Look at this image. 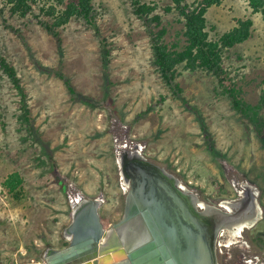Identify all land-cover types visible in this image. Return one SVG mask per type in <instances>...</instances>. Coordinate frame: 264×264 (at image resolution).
<instances>
[{"label": "rangeland", "instance_id": "1", "mask_svg": "<svg viewBox=\"0 0 264 264\" xmlns=\"http://www.w3.org/2000/svg\"><path fill=\"white\" fill-rule=\"evenodd\" d=\"M156 1L162 6L171 2ZM93 2L102 11L98 22L102 33L115 45L110 63L113 84L108 94L98 39L82 20L72 19L62 27L60 53L55 40L32 15L18 18L5 10L7 22L0 15V55L10 60L22 77L35 127L30 137L18 119L20 94L7 76L2 77L0 264H47L48 249L62 247L73 210L82 197L100 199L99 214L106 229L118 222L135 178L138 175L142 180L150 168L141 161L166 168L196 198L210 205L220 202L221 206L251 193L258 199V211L264 209V144L254 132L248 138L230 99L216 95L214 76L184 69L179 76L184 95L200 109L213 134L211 145L205 142L195 110L172 95L138 117L161 93L168 94L152 64L149 34L142 19L134 14L131 0ZM173 16L166 14V18ZM239 16L253 17V33L231 48L224 65L248 91L246 98L257 103L264 88L259 84L264 76L263 14L252 12L247 0H223L207 12L209 24L217 25L210 31L211 37L231 28ZM5 23L21 27L28 47ZM33 56L45 65L57 67L62 63L63 72L78 89L92 95V101L72 100L63 80L40 70ZM155 170L149 176L154 177ZM15 171L23 183L14 193L3 182ZM255 220L251 218L253 223ZM233 223L227 226L231 229L226 235L222 228L215 237V264H264V245L262 250L255 249L249 240L257 231L264 233V219L244 232L249 220L241 232ZM137 224L131 216L122 227L124 235L133 241L142 236Z\"/></svg>", "mask_w": 264, "mask_h": 264}, {"label": "trees", "instance_id": "2", "mask_svg": "<svg viewBox=\"0 0 264 264\" xmlns=\"http://www.w3.org/2000/svg\"><path fill=\"white\" fill-rule=\"evenodd\" d=\"M252 12H261L264 17V0H247ZM223 0H171L170 3L161 5L156 0H131L135 15L142 19L149 34L152 48V64L159 73L163 84L168 89V94L161 93L138 117L147 115L157 105L164 103L169 95L181 99L191 109L195 110L200 120L201 129L205 135V142L211 145L214 140L212 132L204 119V115L196 105H192L184 95V87L179 80L182 69L190 72L201 70L205 74L214 76L215 91L217 96H226L230 99L231 108L242 119L248 138L251 133L264 144V88L257 103L250 102L246 95L248 91L229 74L224 65L226 57L231 55V48L244 42L252 36L254 19L252 16H239L235 18V24L211 37L210 31L216 30V24H209L207 12L213 5H220ZM162 11H159V9ZM7 10L10 16L25 18L32 15L39 24L55 40L58 50L63 53L62 27L72 19L82 20L86 28L93 29L98 39L99 57L103 75V85L106 94L109 93L113 80L110 74L112 52L115 47L110 36L102 33L99 26V17L102 11L94 4L93 0H0V15L4 22L8 18L4 16ZM166 14H173V18H166ZM182 24V26H178ZM13 30L22 42L28 47L27 37L22 33L21 27L5 23ZM241 58V54L237 53ZM35 65L42 71L55 74L60 77L74 101L90 102L93 96L82 92L73 83L68 74L63 72L62 63L59 66L43 64L33 56ZM7 76L20 94V111L18 119L27 128V133L33 137L35 127L31 110L27 102V93L22 84V77L18 74L16 66L5 56L0 55V79ZM264 85V76L259 80ZM6 122L3 121V125ZM23 178L18 172L9 174L3 185L11 192L19 191ZM258 243L263 246V238L256 236Z\"/></svg>", "mask_w": 264, "mask_h": 264}, {"label": "water", "instance_id": "3", "mask_svg": "<svg viewBox=\"0 0 264 264\" xmlns=\"http://www.w3.org/2000/svg\"><path fill=\"white\" fill-rule=\"evenodd\" d=\"M141 164L150 168L142 180L135 178L127 192L123 217L106 229L99 214L100 199L82 197L68 231L70 244L48 251L47 264H215V237L231 226L233 215L213 214L216 210L210 204L202 201L209 206L206 209L195 195L182 188L179 193L163 167L149 161ZM153 170L157 174L149 176ZM187 196H192V210ZM131 216L142 233L136 241L122 232Z\"/></svg>", "mask_w": 264, "mask_h": 264}, {"label": "flooded vegetation", "instance_id": "4", "mask_svg": "<svg viewBox=\"0 0 264 264\" xmlns=\"http://www.w3.org/2000/svg\"><path fill=\"white\" fill-rule=\"evenodd\" d=\"M165 172L167 173L168 177L174 181V187L176 188V190L179 193H182V190L179 189V188H182L186 192H188L189 195H194V194H192L189 191V189L187 187L185 188V186L180 185V183H178V181L176 180V179H178L177 177H175L174 175L170 174L167 170ZM252 196H253V194L247 193L246 195H243V196L238 195V197H236V198H234L232 200H228V201L234 203L232 205V208H228V209L226 207L220 206V202L218 203V205H211L213 208H216V209H213V210H216V211L213 212V214L214 213L217 214L218 212H219L218 214H225V215L231 214V215H233V220L236 221V222H240V221H243V220H246V222H247L249 220V224L250 225L245 226V228L243 230V232H244L250 226L254 225L257 222L258 219H260V218L261 219L262 218L264 219V209L262 211H260L261 212V215L259 216L258 215V212H259L258 211V205H257L258 199H257V197L254 199V197H252ZM186 200L188 201L187 203H188L190 209L192 210V208H193L192 196L191 197L189 196V198L187 196L186 197ZM253 201L255 202V204L253 203ZM228 212H230V213H228ZM253 217H256V220H255L254 223L251 221V218H253ZM223 229H224V234L226 235L227 232H228V230H230L231 228L228 229L227 227H224ZM242 233L241 234H238V235H242ZM259 235H261V237L263 238V242H264V233L263 232H259V231H257L255 234H253V236H249V240H250V244L252 243V247L253 248L262 250L263 247H261V245L258 243L259 240L256 237V236H259ZM63 241L65 243L63 242L62 247H59V248H49L48 251H51V250H54V249H63V248L67 247L70 244V240L67 239V238H65V237H63ZM240 260L241 259L239 258V261ZM243 261H245V256H244V260ZM255 264H256V261H255Z\"/></svg>", "mask_w": 264, "mask_h": 264}, {"label": "bare ground", "instance_id": "5", "mask_svg": "<svg viewBox=\"0 0 264 264\" xmlns=\"http://www.w3.org/2000/svg\"><path fill=\"white\" fill-rule=\"evenodd\" d=\"M123 147H124V146H123ZM123 147H122V148H123ZM125 148H127V147H125ZM138 148H139V147H138ZM122 150H123V149H122ZM135 152H136V151H135ZM137 154H138V153H137ZM143 155H144V154H143ZM125 156H126V155H125ZM132 156H133V155H132ZM144 156H145V155H144ZM122 157H123V156H122ZM132 158H133V157H132ZM146 159H147V158H146ZM135 161H136V160H135ZM118 162H119V161H118ZM136 162H137V161H136ZM138 162H139V161H138ZM154 162H155V161H154ZM129 164H130V163H129ZM160 166H161V165H160ZM121 168H122V167H121ZM118 169H119V168H118ZM124 169H125V168H124ZM124 169H123V170H124ZM165 169H166V168H165ZM120 171H121V170H120ZM121 173H122V172H121ZM122 174H123V173H122ZM137 176H138V175H137ZM128 178H129V177H128ZM122 179H123V177H122ZM131 180H132V177H131ZM176 180H177V179H176ZM122 181H123V180H122ZM181 182H182V181H181ZM125 183H126V182H125ZM126 184H127V183H126ZM128 184H129V183H128ZM180 185H183V184L181 183ZM183 186H185V185H183ZM183 186H182V187H183ZM185 188H186V187H185ZM188 194H189V193H188ZM192 194H193V193H192ZM78 197H80V196H78ZM252 197H253V196H252ZM80 198H81V197H80ZM254 199H255V198H254ZM79 200H80V199H79ZM81 200H83V199L81 198ZM76 202H77V201H76ZM81 202H82V201H81ZM101 203H102V202H101ZM199 203H200V206H202V207L204 206L206 209H208L209 206L205 205L202 201H200ZM253 203L255 204L254 201H253ZM74 204H75V203H74ZM231 205H232V204H231L230 202H223V203H221V206L226 207L227 209L230 208ZM75 207H76V205H75ZM231 208H232V207H231ZM213 209H216V208H212V210H213ZM230 210H231V209H230ZM213 212H214V211H213ZM259 212H260V211H259ZM218 213H219V212H218ZM218 213H217V214H218ZM220 213H221V212H220ZM214 214H216V213H214ZM258 214H260V213H258ZM232 223H233V222H232ZM234 223L237 224V226H238L237 228H238V230H240V232H241V230H242V226H243V225H244V226L246 225V220L240 221V222H238V223H237L236 221H234ZM234 223H233V224H234ZM231 225H232V224H231ZM244 226H243V227H244ZM233 227H234V226H233ZM236 230H237V229H236Z\"/></svg>", "mask_w": 264, "mask_h": 264}, {"label": "crops", "instance_id": "6", "mask_svg": "<svg viewBox=\"0 0 264 264\" xmlns=\"http://www.w3.org/2000/svg\"><path fill=\"white\" fill-rule=\"evenodd\" d=\"M79 204H80V202H79ZM79 204H78V206H79ZM75 209H76V207H75ZM75 209L73 210V214H74ZM73 216H74V215H73ZM72 221H73V217H72ZM72 221H71V223L68 225V227L66 228L65 236H64L65 238H67V239H69V240H70V235H71V233H70V232L68 233V231H69L70 225L72 224Z\"/></svg>", "mask_w": 264, "mask_h": 264}]
</instances>
